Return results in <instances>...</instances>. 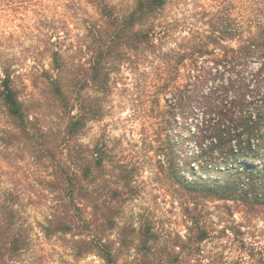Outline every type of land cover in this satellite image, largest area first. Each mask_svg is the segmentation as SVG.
<instances>
[{"label": "trees", "instance_id": "obj_1", "mask_svg": "<svg viewBox=\"0 0 264 264\" xmlns=\"http://www.w3.org/2000/svg\"><path fill=\"white\" fill-rule=\"evenodd\" d=\"M172 1L134 0L128 9L118 0H0V111L8 120L0 142L36 149L52 194L41 227L47 237L65 239L77 258L264 264V246L246 240L238 261L204 256L211 232L197 212L209 201L248 212L264 207V0H212L198 8L200 19L176 27L162 20ZM171 38L175 44L166 46ZM150 56L159 63L160 89L170 93L169 111L191 98L193 115L205 116L196 124V152L186 150V139L181 144L185 162L175 142L156 146L186 234L161 230L144 213L124 221L125 206L141 192V167L103 139L83 140L106 114L115 74ZM22 197L0 174V264H16L30 245Z\"/></svg>", "mask_w": 264, "mask_h": 264}, {"label": "rangeland", "instance_id": "obj_2", "mask_svg": "<svg viewBox=\"0 0 264 264\" xmlns=\"http://www.w3.org/2000/svg\"><path fill=\"white\" fill-rule=\"evenodd\" d=\"M118 1H122L128 9L134 4V0ZM210 4H213L212 0H174L164 10L162 20L167 24L178 22L184 25L186 20L200 19V15H196L200 12L198 8ZM178 30L174 29V33L178 34ZM175 39H169L166 46L174 45ZM158 64L153 56L138 57L124 64L114 76L113 92L107 98L105 116L89 125L83 140L94 143L103 139L116 154L128 157L141 167V192L125 206L124 221H137L138 216L144 213L154 218L161 230L186 234L183 206L172 195L173 187L166 173L160 170L159 161L165 156L164 153L157 155L156 146L166 139L175 142L180 160L185 162L186 151L181 144L186 139V150L190 154L196 152L199 132L196 124H202L205 116L201 110L193 115L190 107L196 102L191 98L187 100L188 106L169 111L166 96L170 97V93H163L160 86L164 82L155 75ZM45 113L44 118L51 123L49 125L56 126L50 111ZM7 126V117L0 111V134ZM151 142L154 147H150ZM35 151L31 146L19 149L0 142L3 185L23 193L20 207L25 227L30 233V245L16 264H105L97 255L75 257L65 239L60 236L50 238L43 232L41 224L46 222L52 194L46 189L45 182L49 171L35 159ZM230 204L209 201L199 206L197 212L203 215L202 222L211 232L209 240L204 243V256L222 254L225 260L238 261L244 254L242 240L264 246V207L257 212H248L244 207ZM202 261L209 264L208 258H202Z\"/></svg>", "mask_w": 264, "mask_h": 264}]
</instances>
